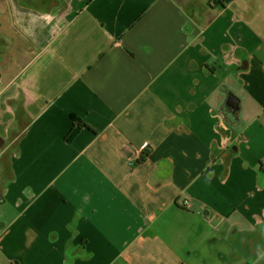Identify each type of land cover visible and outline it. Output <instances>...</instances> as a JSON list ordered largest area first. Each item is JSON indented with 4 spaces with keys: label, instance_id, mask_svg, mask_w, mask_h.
Wrapping results in <instances>:
<instances>
[{
    "label": "crops",
    "instance_id": "crops-1",
    "mask_svg": "<svg viewBox=\"0 0 264 264\" xmlns=\"http://www.w3.org/2000/svg\"><path fill=\"white\" fill-rule=\"evenodd\" d=\"M0 152V264H264V0H0Z\"/></svg>",
    "mask_w": 264,
    "mask_h": 264
},
{
    "label": "trees",
    "instance_id": "trees-1",
    "mask_svg": "<svg viewBox=\"0 0 264 264\" xmlns=\"http://www.w3.org/2000/svg\"><path fill=\"white\" fill-rule=\"evenodd\" d=\"M70 116L72 120V126L65 136V139L68 142H72L75 139V137L85 128L94 129L90 124H88L83 118H81L77 114L71 113Z\"/></svg>",
    "mask_w": 264,
    "mask_h": 264
},
{
    "label": "water",
    "instance_id": "water-1",
    "mask_svg": "<svg viewBox=\"0 0 264 264\" xmlns=\"http://www.w3.org/2000/svg\"><path fill=\"white\" fill-rule=\"evenodd\" d=\"M224 108H230L233 111H237L239 109V99L238 97L231 91L227 93V99L225 104L223 105Z\"/></svg>",
    "mask_w": 264,
    "mask_h": 264
},
{
    "label": "rangeland",
    "instance_id": "rangeland-1",
    "mask_svg": "<svg viewBox=\"0 0 264 264\" xmlns=\"http://www.w3.org/2000/svg\"><path fill=\"white\" fill-rule=\"evenodd\" d=\"M7 158H8V152H4V153L0 152V178L6 177L5 164Z\"/></svg>",
    "mask_w": 264,
    "mask_h": 264
},
{
    "label": "built area",
    "instance_id": "built-area-1",
    "mask_svg": "<svg viewBox=\"0 0 264 264\" xmlns=\"http://www.w3.org/2000/svg\"><path fill=\"white\" fill-rule=\"evenodd\" d=\"M185 202L187 203V200Z\"/></svg>",
    "mask_w": 264,
    "mask_h": 264
}]
</instances>
